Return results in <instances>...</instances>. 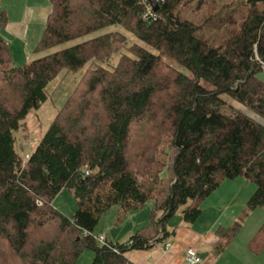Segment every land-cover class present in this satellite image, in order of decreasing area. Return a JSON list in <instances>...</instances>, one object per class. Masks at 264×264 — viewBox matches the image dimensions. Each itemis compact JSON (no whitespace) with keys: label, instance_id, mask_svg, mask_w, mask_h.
Listing matches in <instances>:
<instances>
[{"label":"trees","instance_id":"trees-1","mask_svg":"<svg viewBox=\"0 0 264 264\" xmlns=\"http://www.w3.org/2000/svg\"><path fill=\"white\" fill-rule=\"evenodd\" d=\"M50 1L35 48L45 54L21 65L1 33L9 19L0 12V264H76L86 249L95 253L91 264H135L131 251L148 250L171 236L170 221L178 212L195 222L201 202L224 180L244 177L256 189L239 218L218 228L215 258L245 218L264 208V125L225 99L264 117V81L257 76L264 68V0L222 6L218 0H164L156 18L143 15L141 0ZM194 1L202 14L198 22L181 17ZM240 2L248 13L238 23ZM118 27L157 52L129 45ZM125 46L129 51L116 65H95L108 63ZM89 62L25 159L14 131L45 102L47 85L62 70ZM167 139L174 152L165 179L161 147ZM65 188L77 203L73 216L53 203ZM150 199V223L129 242H99L95 228L111 205L125 212ZM249 247L264 248V223Z\"/></svg>","mask_w":264,"mask_h":264},{"label":"crops","instance_id":"crops-1","mask_svg":"<svg viewBox=\"0 0 264 264\" xmlns=\"http://www.w3.org/2000/svg\"><path fill=\"white\" fill-rule=\"evenodd\" d=\"M46 2H2V10L6 12L9 20L1 33L10 44L16 65H21V62L30 60L35 55L36 45L44 33L51 12L49 8L47 12L44 10ZM255 189L254 185L242 177L224 180L204 200L201 205L202 213L195 222L189 223L182 217H177L173 226L175 232L171 236L157 242L148 250L131 251L130 259L135 264H187V250L192 247L201 256L200 264H264V248L254 252L249 247L251 239L264 223L263 207L254 209L245 218L240 231L227 247L218 256L211 258L219 240L218 228L229 227L239 218ZM105 238L108 240L106 236ZM166 243H171L168 249L165 248Z\"/></svg>","mask_w":264,"mask_h":264},{"label":"rangeland","instance_id":"rangeland-1","mask_svg":"<svg viewBox=\"0 0 264 264\" xmlns=\"http://www.w3.org/2000/svg\"><path fill=\"white\" fill-rule=\"evenodd\" d=\"M8 0H4L6 3ZM47 6L45 11L51 6L50 0H46ZM232 0H218L217 4L220 6L224 5L225 3H229ZM235 1V0H233ZM244 1L245 0H241ZM3 0H0V12L2 10ZM238 1L236 0L235 3ZM2 4V5H1ZM42 11H40L41 14ZM47 12V11H46ZM224 15H228L227 11L223 12ZM248 13V6L242 5L240 2L238 4V7H236L235 17L238 21V23H241L246 15ZM202 14L196 7V2H192L190 5L186 6L181 11V17L183 19H190L193 21H200ZM116 27H110L109 29H115ZM121 29L127 36H128V43H139L141 45H144L148 49H151L154 52H157L156 49L152 48L150 45L145 43L143 40H141L139 37L134 35L132 32L123 29L121 27H118ZM5 29V28H4ZM4 29H1V32H4ZM103 31V30H102ZM101 31V32H102ZM97 33H93L91 35H87V37H91L96 35ZM80 41V40H79ZM75 42H71L70 44H74ZM128 48L125 46L122 48L121 51L114 54L111 58V60L108 63L98 62L96 64H102L109 67H112L116 65L123 53H128ZM45 54L44 52H37L35 51V55L33 58H37L38 56H41ZM32 58V59H33ZM30 59V60H32ZM168 59V58H167ZM30 60H26L21 62V64H24L26 62H29ZM171 64L175 65L177 68L182 70L183 72L188 73L190 76H193L194 74L190 72L189 70L185 69L182 65L178 64L177 62L168 59ZM14 63H16L14 61ZM90 62L83 68L76 70V71H68V70H62L57 78L52 80L47 85V94L48 97L41 104V106L37 109H33L31 113L21 121L19 129L14 131L15 136V145L17 151L21 155H26V153H32L36 150L38 145L42 142L45 133L47 132L48 128L50 127L51 122L57 115L58 111L62 108L76 85L78 84L79 80L83 76L84 72L88 68ZM257 76L264 81V69H262ZM201 83L204 84L208 88H213V85L205 80L201 79ZM225 99L229 102V104L236 110L246 113L250 117L254 118L258 122L262 123L264 125V117L257 114L255 111L244 105L243 103L237 101L236 99L231 98L228 95H225ZM161 149L164 151L163 156L167 157V164L164 166L161 177L167 179L171 174V162L173 160L172 153L174 152V148L172 147L170 140H166L164 145L161 147ZM169 155V156H168ZM171 156V157H170ZM244 178V177H242ZM245 181L252 184L256 188V184L250 180H247L244 178ZM250 199V198H249ZM205 200V199H204ZM204 200L201 202V205L203 204ZM54 205L62 211L67 216H73L75 211L77 210V203L73 196V194L68 189H63L54 199L53 201ZM155 200L150 199L147 203H145L146 206H143L138 209H130L127 211H123L121 207L117 204L111 205L100 217L98 224L95 228V234L96 236L104 235L108 238V240H112L114 242H129L130 237L139 229L143 228L144 226L149 225L150 220L149 216L152 210V207L154 206ZM202 208V207H201ZM177 217H182L183 215L181 212H178L170 222V227L174 229V221ZM184 219V218H183ZM100 243H103V241L99 240ZM95 257V253L92 249H86L80 256L78 262L76 264H91L93 259Z\"/></svg>","mask_w":264,"mask_h":264},{"label":"built area","instance_id":"built-area-1","mask_svg":"<svg viewBox=\"0 0 264 264\" xmlns=\"http://www.w3.org/2000/svg\"><path fill=\"white\" fill-rule=\"evenodd\" d=\"M155 1L159 4L161 1H164V0H155ZM140 2L145 7V12L143 15L145 17L151 16L153 18H156L157 11L155 10L153 4L151 3V0H141ZM29 157H30V153H26L25 159H28ZM97 238L98 240H101L103 242L107 240L104 235H99L97 236ZM170 246H171V243L165 244L166 249H168ZM186 261H187V264H200L202 259L198 251L195 248L190 247L187 250Z\"/></svg>","mask_w":264,"mask_h":264},{"label":"water","instance_id":"water-1","mask_svg":"<svg viewBox=\"0 0 264 264\" xmlns=\"http://www.w3.org/2000/svg\"><path fill=\"white\" fill-rule=\"evenodd\" d=\"M151 3L153 4L155 10L157 11L159 9V4L155 0H151Z\"/></svg>","mask_w":264,"mask_h":264}]
</instances>
